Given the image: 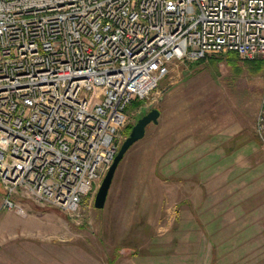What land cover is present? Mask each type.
<instances>
[{"label": "rangeland", "instance_id": "rangeland-1", "mask_svg": "<svg viewBox=\"0 0 264 264\" xmlns=\"http://www.w3.org/2000/svg\"><path fill=\"white\" fill-rule=\"evenodd\" d=\"M231 56L175 61L130 106L121 146L143 116L161 117L103 209L99 188L76 211L23 192L9 208L0 181V264H264V58Z\"/></svg>", "mask_w": 264, "mask_h": 264}, {"label": "built area", "instance_id": "built-area-1", "mask_svg": "<svg viewBox=\"0 0 264 264\" xmlns=\"http://www.w3.org/2000/svg\"><path fill=\"white\" fill-rule=\"evenodd\" d=\"M264 58V0H0V181L76 211L175 61ZM260 128L264 130V102Z\"/></svg>", "mask_w": 264, "mask_h": 264}, {"label": "water", "instance_id": "water-1", "mask_svg": "<svg viewBox=\"0 0 264 264\" xmlns=\"http://www.w3.org/2000/svg\"><path fill=\"white\" fill-rule=\"evenodd\" d=\"M160 117L161 112L158 109H153L151 112L139 119L137 124L133 126L129 136L126 138L117 156L115 157L113 164L110 166L102 180L95 198L96 209H103L105 207L116 172L129 149L144 138L147 127L152 123L157 124Z\"/></svg>", "mask_w": 264, "mask_h": 264}, {"label": "trees", "instance_id": "trees-1", "mask_svg": "<svg viewBox=\"0 0 264 264\" xmlns=\"http://www.w3.org/2000/svg\"><path fill=\"white\" fill-rule=\"evenodd\" d=\"M232 56H231V59L232 60H237L238 59V55L236 53H230ZM136 104V103H135Z\"/></svg>", "mask_w": 264, "mask_h": 264}]
</instances>
